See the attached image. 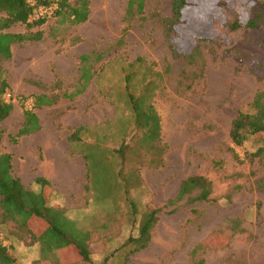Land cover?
I'll return each instance as SVG.
<instances>
[{
  "label": "rangeland",
  "instance_id": "1",
  "mask_svg": "<svg viewBox=\"0 0 264 264\" xmlns=\"http://www.w3.org/2000/svg\"><path fill=\"white\" fill-rule=\"evenodd\" d=\"M173 1L146 0L143 19L130 24L118 47L128 0H91L80 25L53 16L40 27L6 30L40 35L14 43L12 58L0 62V87L9 85L2 99L14 106L0 122V155H13V174L25 187L39 191L38 177L50 182V204L91 232L92 264L107 257L108 264H264V139L238 147L230 138L238 114L253 113L264 92V26L231 28L254 0H187L171 29ZM197 49L201 58L189 62ZM86 64L89 85L70 98ZM127 85L155 109L138 124ZM42 94L56 96V104ZM25 111L41 129L12 139ZM105 159L111 181L100 173ZM192 177L205 180L209 200H198L199 189L177 200ZM156 209L141 249L129 239ZM0 237L14 264H54L13 223L0 227Z\"/></svg>",
  "mask_w": 264,
  "mask_h": 264
},
{
  "label": "trees",
  "instance_id": "2",
  "mask_svg": "<svg viewBox=\"0 0 264 264\" xmlns=\"http://www.w3.org/2000/svg\"><path fill=\"white\" fill-rule=\"evenodd\" d=\"M31 1H34L37 6L46 5L47 0H0V62L10 60L12 58L11 46L16 42H25L36 39L40 34H11L5 32L16 25H26L29 29L40 27L46 19H41L31 22L30 18L33 12ZM91 0H60L59 9L55 16L61 17L62 20L69 21L71 25H80L88 21L90 17ZM146 0H128L127 8L123 21L127 24L124 29L123 36L115 44L121 46L124 44L126 33L130 24L138 19H143ZM189 5L187 0H174L173 12L175 21L171 23V29L183 17L185 8ZM230 8L228 4L225 5ZM171 22V21H168ZM264 26V0H254V4L246 14L244 20L238 19L231 24L234 30L240 28L256 29ZM201 52L198 49L192 53L188 59L189 62H196L197 57L201 58ZM199 58V59H200ZM90 55L82 57V61L88 63ZM87 70V73H86ZM90 76V77H89ZM91 67L86 64L82 68L81 88L75 93L69 95L70 98H76L83 94L87 89L91 79ZM9 85L3 82L0 87V122L6 121L12 114L14 106L2 99ZM127 85L126 98L136 100L137 110L130 105L134 115V124L140 123L141 119H145L147 111L152 109L143 104H140L139 98L129 91ZM56 104L57 97L48 94H42ZM68 98V100H70ZM35 99V107H43L39 105ZM253 113L240 112L232 123L230 138L235 146L244 145L250 137L264 139V92L256 94L252 104ZM134 108V109H133ZM25 122L22 129L18 132L16 139L38 132L41 129L37 115L32 111H25ZM34 122V127L31 130V121ZM74 136V135H73ZM3 134L0 131V143ZM74 138V137H73ZM127 145V144H126ZM125 148V146H124ZM259 152H264V148ZM108 158V157H107ZM101 163V171L109 177L111 181L114 176L111 173L110 159ZM108 162V163H107ZM95 172L90 173V180H95ZM117 177V175H115ZM105 179V178H104ZM35 183L39 186V191L31 190L22 183V180L13 174V155L9 153L0 155V227L4 224L13 223L16 228L25 231L34 243L40 245L41 259L52 261L54 264H73L78 260L92 264V254L90 251L91 232L82 228L75 220L71 219L65 209L55 208L50 204V194L48 189L50 182L43 177H38ZM264 188L263 186H259ZM196 189L201 191L198 200H209L210 190L206 182L201 177H192L182 183L180 194L177 200L182 199L187 194L192 193ZM160 210L156 209L146 213L143 223L140 228V236L137 239H129L131 242H138L140 248L147 246L151 232L155 226L157 215ZM109 257L103 263L108 264ZM15 259L10 255L9 248L3 243L0 237V264H14Z\"/></svg>",
  "mask_w": 264,
  "mask_h": 264
},
{
  "label": "built area",
  "instance_id": "3",
  "mask_svg": "<svg viewBox=\"0 0 264 264\" xmlns=\"http://www.w3.org/2000/svg\"><path fill=\"white\" fill-rule=\"evenodd\" d=\"M49 3L46 5L37 6L34 1H31L33 7V12L30 18L31 22H35L41 19H49L55 16L57 10L59 9L60 0H47Z\"/></svg>",
  "mask_w": 264,
  "mask_h": 264
},
{
  "label": "crops",
  "instance_id": "4",
  "mask_svg": "<svg viewBox=\"0 0 264 264\" xmlns=\"http://www.w3.org/2000/svg\"><path fill=\"white\" fill-rule=\"evenodd\" d=\"M54 165H56L57 164V161L55 160V162L53 163ZM52 165V164H51Z\"/></svg>",
  "mask_w": 264,
  "mask_h": 264
}]
</instances>
